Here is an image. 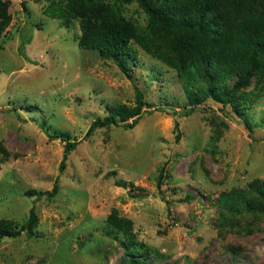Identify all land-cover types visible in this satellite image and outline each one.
I'll use <instances>...</instances> for the list:
<instances>
[{
  "label": "rangeland",
  "instance_id": "obj_1",
  "mask_svg": "<svg viewBox=\"0 0 264 264\" xmlns=\"http://www.w3.org/2000/svg\"><path fill=\"white\" fill-rule=\"evenodd\" d=\"M6 1L0 216L21 226L34 208L39 223L34 237L1 239L0 264H119V237L105 229L114 210L156 250L149 264H264V216L250 234L217 227L219 195L264 179V93L242 114L212 99L189 112L176 71L138 46L129 78L112 59L79 47L78 22L46 15L56 0ZM123 12L140 26L149 21L137 0ZM136 89L153 107L134 128L126 127L133 119L118 121L86 137L117 105L135 107ZM58 133L77 148L66 154ZM57 181L54 198L28 194L50 192Z\"/></svg>",
  "mask_w": 264,
  "mask_h": 264
},
{
  "label": "trees",
  "instance_id": "obj_2",
  "mask_svg": "<svg viewBox=\"0 0 264 264\" xmlns=\"http://www.w3.org/2000/svg\"><path fill=\"white\" fill-rule=\"evenodd\" d=\"M130 0H56L46 10L52 19L78 22L80 48L98 52L115 61L131 78V62L141 48L154 59L175 70L188 97L189 112L212 99L242 114L264 93V0H137L150 16L145 26L127 18L124 2ZM12 20L8 2L0 0V37ZM237 77L231 87L230 81ZM252 85L246 91L245 88ZM245 89V91H242ZM153 107L136 89V106L119 104L111 115L92 122L86 137L97 128L118 121L134 128L146 111ZM187 114L188 112H184ZM128 123V122H127ZM179 129V124H177ZM217 135V134H216ZM53 137L66 142V154L76 149L64 133ZM217 137V136H216ZM181 133L177 134V140ZM67 155L64 156V160ZM65 163L62 162L61 169ZM117 186H125L118 183ZM134 189L143 190L140 187ZM59 193L58 181L50 192H28L38 198H54ZM220 231L252 233L258 218L264 216V179L256 178L245 187L236 186L217 198ZM39 217L31 209L26 222L19 225L0 216V241L26 233L35 236ZM106 234L119 237L123 258L119 264H149L156 250L137 239L133 223L114 210L106 220ZM158 255V254H157Z\"/></svg>",
  "mask_w": 264,
  "mask_h": 264
}]
</instances>
